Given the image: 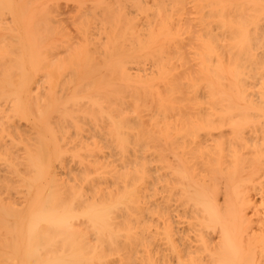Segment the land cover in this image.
<instances>
[{
	"label": "bare ground",
	"instance_id": "6f19581e",
	"mask_svg": "<svg viewBox=\"0 0 264 264\" xmlns=\"http://www.w3.org/2000/svg\"><path fill=\"white\" fill-rule=\"evenodd\" d=\"M0 264H264V0H0Z\"/></svg>",
	"mask_w": 264,
	"mask_h": 264
}]
</instances>
